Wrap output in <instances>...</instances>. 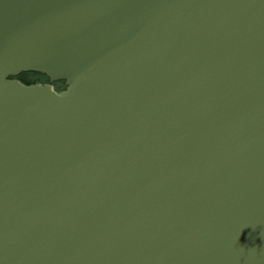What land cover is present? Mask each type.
<instances>
[{
    "label": "water",
    "instance_id": "obj_1",
    "mask_svg": "<svg viewBox=\"0 0 264 264\" xmlns=\"http://www.w3.org/2000/svg\"><path fill=\"white\" fill-rule=\"evenodd\" d=\"M0 264H264V0H0Z\"/></svg>",
    "mask_w": 264,
    "mask_h": 264
},
{
    "label": "trees",
    "instance_id": "obj_2",
    "mask_svg": "<svg viewBox=\"0 0 264 264\" xmlns=\"http://www.w3.org/2000/svg\"><path fill=\"white\" fill-rule=\"evenodd\" d=\"M19 81L24 84H34V83H43L47 82V78L43 75L36 74V73H25L21 74L17 77ZM56 87H62V83L55 84Z\"/></svg>",
    "mask_w": 264,
    "mask_h": 264
},
{
    "label": "flooded vegetation",
    "instance_id": "obj_3",
    "mask_svg": "<svg viewBox=\"0 0 264 264\" xmlns=\"http://www.w3.org/2000/svg\"><path fill=\"white\" fill-rule=\"evenodd\" d=\"M63 86H64V84H63ZM62 87H58V88H56V87H54V89H56L57 91H61V90H63L64 88H65V86H64V88H62Z\"/></svg>",
    "mask_w": 264,
    "mask_h": 264
}]
</instances>
